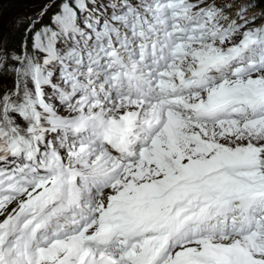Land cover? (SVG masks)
Masks as SVG:
<instances>
[{
	"label": "snow or ice",
	"instance_id": "1",
	"mask_svg": "<svg viewBox=\"0 0 264 264\" xmlns=\"http://www.w3.org/2000/svg\"><path fill=\"white\" fill-rule=\"evenodd\" d=\"M0 264H264V0H0Z\"/></svg>",
	"mask_w": 264,
	"mask_h": 264
},
{
	"label": "rangeland",
	"instance_id": "2",
	"mask_svg": "<svg viewBox=\"0 0 264 264\" xmlns=\"http://www.w3.org/2000/svg\"><path fill=\"white\" fill-rule=\"evenodd\" d=\"M16 11H18V9H13V10H12L13 14H14Z\"/></svg>",
	"mask_w": 264,
	"mask_h": 264
}]
</instances>
